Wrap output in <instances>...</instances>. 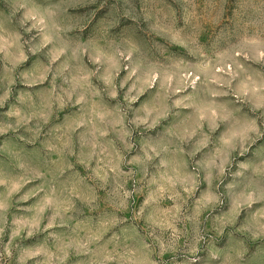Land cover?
I'll use <instances>...</instances> for the list:
<instances>
[{
  "label": "clouds",
  "instance_id": "clouds-1",
  "mask_svg": "<svg viewBox=\"0 0 264 264\" xmlns=\"http://www.w3.org/2000/svg\"><path fill=\"white\" fill-rule=\"evenodd\" d=\"M0 264H264V0H0Z\"/></svg>",
  "mask_w": 264,
  "mask_h": 264
}]
</instances>
